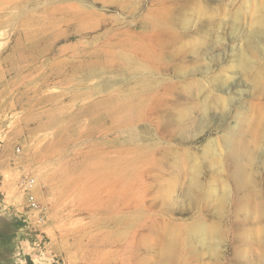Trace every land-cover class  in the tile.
Masks as SVG:
<instances>
[{
    "label": "rangeland",
    "instance_id": "rangeland-1",
    "mask_svg": "<svg viewBox=\"0 0 264 264\" xmlns=\"http://www.w3.org/2000/svg\"><path fill=\"white\" fill-rule=\"evenodd\" d=\"M0 264H264V0H0Z\"/></svg>",
    "mask_w": 264,
    "mask_h": 264
},
{
    "label": "built area",
    "instance_id": "built-area-1",
    "mask_svg": "<svg viewBox=\"0 0 264 264\" xmlns=\"http://www.w3.org/2000/svg\"><path fill=\"white\" fill-rule=\"evenodd\" d=\"M34 185H35V182L33 181V180H30V181H28L27 183H26V187L27 188H32V187H34ZM30 201L33 203V204H36V200H35V198L32 196V195H30Z\"/></svg>",
    "mask_w": 264,
    "mask_h": 264
},
{
    "label": "bare ground",
    "instance_id": "bare-ground-1",
    "mask_svg": "<svg viewBox=\"0 0 264 264\" xmlns=\"http://www.w3.org/2000/svg\"><path fill=\"white\" fill-rule=\"evenodd\" d=\"M48 172H49V171H48ZM43 173H44V172H43ZM45 174L47 175V172H46ZM45 174H44V175H45ZM49 174H50V173H49ZM50 176H51V175H49L48 177L45 176V178H46V179H47V178H51ZM63 177H64V176H63ZM43 178H44V177H43ZM46 182H47V181H46ZM48 182H49V180H48Z\"/></svg>",
    "mask_w": 264,
    "mask_h": 264
}]
</instances>
